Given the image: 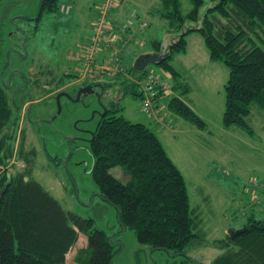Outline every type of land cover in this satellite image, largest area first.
<instances>
[{
    "label": "rangeland",
    "instance_id": "1",
    "mask_svg": "<svg viewBox=\"0 0 264 264\" xmlns=\"http://www.w3.org/2000/svg\"><path fill=\"white\" fill-rule=\"evenodd\" d=\"M98 1L57 0L59 6L75 2V10L70 9L68 14L57 10L43 14L38 22H27L22 19L35 18L41 0H0V87L16 107L11 120L15 127L9 126L3 132L15 135L10 141L13 154L5 160V168L13 173L24 167L17 153L22 131L23 149L35 152L31 178L64 210L93 220L94 227L102 230L112 243L111 264H213L222 253L212 245L213 241L241 229L250 217L264 221V112L257 105L251 106L247 122L253 136L241 128L223 127L224 86L229 71L222 61L202 62L201 48L207 51L198 32L186 36L189 53L174 55L169 63L180 73L183 83L193 88L194 93L185 99L193 103V109L188 106L204 122L203 130L168 110L165 105L174 95L162 101V113H166L170 126L157 129L153 119L141 109L137 87L118 80L74 79L65 84V91L75 92L74 89L90 84L93 92L75 103L61 97L58 110L57 94L34 82L38 68L53 67L57 74L67 67L73 70L75 64L66 55L91 29ZM131 1L147 6L141 17L148 27L129 45L124 57L126 67H131L140 54L152 53V41L164 45L170 37L165 21L155 14L159 0ZM178 1L181 13L186 15L191 9L189 0ZM185 25L192 26L188 21ZM31 31L33 34L29 35ZM260 47L264 49V45ZM147 68L167 79L158 66L149 64ZM190 68L194 69L192 73L186 71ZM43 80L40 78V82ZM21 103L24 105L18 109ZM111 105L119 109L118 115L131 123L144 124L156 134L185 180L191 216L198 222L193 232L203 233L206 243L192 244L184 253L175 255L138 243L133 230L121 227L115 207L99 195L91 175L90 140L98 114ZM168 117L179 120L181 126L172 124ZM109 173L126 180L121 168H111ZM85 246L86 238L79 234L65 264H76L74 255Z\"/></svg>",
    "mask_w": 264,
    "mask_h": 264
},
{
    "label": "trees",
    "instance_id": "2",
    "mask_svg": "<svg viewBox=\"0 0 264 264\" xmlns=\"http://www.w3.org/2000/svg\"><path fill=\"white\" fill-rule=\"evenodd\" d=\"M189 2L191 9L186 15L181 13L178 0H159L155 13L165 21L170 37L164 45L151 42L152 52L166 53V57L150 64L167 74L172 80V89L178 92V96L168 100L167 108L197 129H204V122L180 97L188 93L187 83H183L181 75L169 63L174 55L186 52L187 34L198 32L209 60L222 61L229 71L224 86L223 127L241 128L253 136L254 131L247 122L251 106L257 105L264 112V49L260 47L264 45V0ZM202 8L205 9L201 13ZM132 9L126 7L123 19L118 22H123ZM57 10V0H41L38 19L29 22H38L43 14ZM134 10L136 18L142 19ZM187 21L192 26L186 27ZM144 29L136 24L132 26L130 47ZM84 44L69 52L76 53ZM144 44L141 40L140 46ZM127 51L128 45L120 52V62L125 67ZM74 64L73 70L58 74L53 67L41 66L34 82L39 88L48 86L47 91L55 92L76 78L78 62ZM148 65L141 71L132 65L127 67V75L117 74L107 81L130 83L137 87L142 98L141 76L158 75L149 70ZM40 78H44L43 83ZM161 78L164 79L162 75ZM86 86L91 87L90 84ZM15 108L0 87V264H65L79 234L85 236L86 246L74 255L76 264H111L112 243L102 230L94 227L93 220L64 210L31 178L35 152L23 149L22 131L17 153L24 167L13 173L5 168V160L13 154L10 141L15 135L3 132L9 126L15 127L11 121ZM105 110L90 140L91 175L99 195L115 207L121 227L133 230L138 243L175 255L184 253L192 244L206 243L203 233L193 232L198 222L191 216L185 180L156 134L144 124L131 123L118 115L117 107L111 105ZM115 167L124 171L125 181L109 173ZM242 228L243 231L233 238L226 234L223 239L212 242L222 251L213 264H264V221L250 217Z\"/></svg>",
    "mask_w": 264,
    "mask_h": 264
},
{
    "label": "built area",
    "instance_id": "3",
    "mask_svg": "<svg viewBox=\"0 0 264 264\" xmlns=\"http://www.w3.org/2000/svg\"><path fill=\"white\" fill-rule=\"evenodd\" d=\"M124 4L121 0H99L95 6L96 15L92 21L87 42L76 53L67 54L69 61L78 62L75 77L84 81H103L115 75H127V67L120 62V52L129 46L133 39L132 26L140 29L147 26L145 21L136 18L134 9L130 10L123 22H114L109 13ZM70 5H60L59 11L67 14ZM164 74V73H163ZM166 78H169L167 74ZM132 77V75H130ZM142 90L141 109L149 118L163 127L170 126L161 113L160 99L168 95L169 83L161 75L144 74L140 78Z\"/></svg>",
    "mask_w": 264,
    "mask_h": 264
},
{
    "label": "crops",
    "instance_id": "4",
    "mask_svg": "<svg viewBox=\"0 0 264 264\" xmlns=\"http://www.w3.org/2000/svg\"><path fill=\"white\" fill-rule=\"evenodd\" d=\"M122 1V3L124 2V4L126 5V6H124V5H120V8H118V9H116V10H114L112 13H111V15H110V19L112 20V21H114V22H116V21H121V19H123V16L125 15V12H126V10H125V8L126 7H131V8H134V9H136L138 12H139V14L140 15H143L144 14V8L146 9L147 8V6H138L137 4H135V3H132V1L131 0H121ZM62 4H66V5H70L71 6V10H70V12L74 9L75 10V6H76V3L74 2V4H72V3H62ZM69 12V13H70ZM142 19H143V17H142ZM89 32H90V30L88 31V33L86 34V36H85V38H84V40L83 41H80L78 44H76V45H74L72 48H75L76 46H78V45H80V44H84V43H86V39H87V37H88V35H89ZM191 41V40H190ZM199 43V42H198ZM200 44V43H199ZM198 44V45H199ZM189 45H190V43L189 42H187V49H186V52L183 54V55H186V53H189ZM199 47H200V45H199ZM202 47V46H201ZM71 48V49H72ZM70 49V50H71ZM202 49V62H205V63H208L209 62V57H208V53L207 52H204L205 50L203 49V48H201ZM69 50V51H70ZM68 51V52H69ZM207 51V50H206ZM207 53V54H206ZM69 70V67H67V68H65L64 69V71L66 72V71H68ZM186 71H188V72H193L194 71V69L193 68H190V69H187ZM180 74V73H179ZM188 93L187 94H185V95H183V96H180L181 97V99L187 104V105H189L191 108H192V105H193V103H191V101H189V98H188V101L189 102H187L186 101V97H187V95H188V97H189V95L194 91L193 90V88L191 87V86H189L188 85ZM194 93V92H193ZM172 95H174V96H178V92L177 91H174L173 89H172ZM186 98V99H185ZM193 109V108H192ZM166 114V113H165ZM168 115H170V114H168ZM168 115H166V116H168ZM169 118V117H168ZM169 121L172 123V124H174V123H177V124H179L180 126H181V124L179 123V120L177 121V120H173L171 117L169 118ZM156 125V124H155ZM157 126V129H159V130H162V129H165V128H161V127H159L158 125H156ZM173 128V127H172ZM173 133H175V131L173 130L172 131ZM165 137V136H164Z\"/></svg>",
    "mask_w": 264,
    "mask_h": 264
},
{
    "label": "water",
    "instance_id": "5",
    "mask_svg": "<svg viewBox=\"0 0 264 264\" xmlns=\"http://www.w3.org/2000/svg\"><path fill=\"white\" fill-rule=\"evenodd\" d=\"M41 12V4H40V7H39V11H38V15L35 17V18H32V19H22V20H25L27 22L29 21H34V20H37L38 19V16ZM164 57H166V53L165 54H159V53H146V54H140L135 60H134V63H133V68L135 70H138V71H141L145 68V66L147 64H150V63H155V62H161ZM84 93V95H87V94H90L93 92V90L91 89L90 86H85L83 88H81L76 96V98L74 100H72V102H79L80 101V93ZM61 97H65L66 99L68 100H71V96L68 94V93H58L55 97V101H56V104L58 106V110H59V101H60V98ZM105 108H103V112L102 113H99L98 116H104L105 114ZM94 116H92L93 118ZM91 118V119H92ZM243 231V228L241 229H238V230H234V231H231L229 236L230 237H234L235 235H238L239 233H241Z\"/></svg>",
    "mask_w": 264,
    "mask_h": 264
},
{
    "label": "flooded vegetation",
    "instance_id": "6",
    "mask_svg": "<svg viewBox=\"0 0 264 264\" xmlns=\"http://www.w3.org/2000/svg\"><path fill=\"white\" fill-rule=\"evenodd\" d=\"M30 34H33V32L31 31L30 33H29V35ZM28 35V36H29ZM24 40V39H23ZM22 47H24V44H22ZM85 86V85H84ZM64 87L65 86H62V87H60L59 89H57V90H55V92H54V94L56 95V94H58V93H61V92H65V93H68L70 96H71V100H69L70 102H72V100H74L75 98H76V96H77V94H78V92H79V90L81 89V88H78V89H74V91L75 92H70V91H65L64 90ZM25 92H23V94H24ZM84 96V93L82 92V93H80V99L82 98ZM15 103V102H14ZM24 103V102H23ZM72 103H74V102H72ZM24 105V104H23ZM22 103L18 106V105H16V106H18L17 108L18 109H21L22 108Z\"/></svg>",
    "mask_w": 264,
    "mask_h": 264
}]
</instances>
